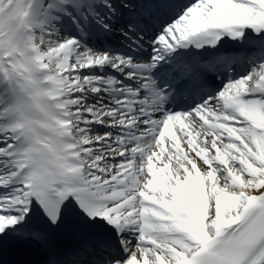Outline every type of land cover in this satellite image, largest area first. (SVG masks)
<instances>
[{"label":"snow or ice","instance_id":"6c2138e0","mask_svg":"<svg viewBox=\"0 0 264 264\" xmlns=\"http://www.w3.org/2000/svg\"><path fill=\"white\" fill-rule=\"evenodd\" d=\"M0 264H264V0H0Z\"/></svg>","mask_w":264,"mask_h":264},{"label":"bare ground","instance_id":"6f19581e","mask_svg":"<svg viewBox=\"0 0 264 264\" xmlns=\"http://www.w3.org/2000/svg\"><path fill=\"white\" fill-rule=\"evenodd\" d=\"M173 133L179 135V133L176 132V130L179 128V124H176L174 126H170ZM167 146V145H166Z\"/></svg>","mask_w":264,"mask_h":264}]
</instances>
